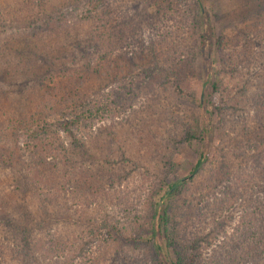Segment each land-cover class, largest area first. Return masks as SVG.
Instances as JSON below:
<instances>
[{
	"label": "trees",
	"instance_id": "trees-1",
	"mask_svg": "<svg viewBox=\"0 0 264 264\" xmlns=\"http://www.w3.org/2000/svg\"><path fill=\"white\" fill-rule=\"evenodd\" d=\"M38 1L22 18L0 0V264H104L110 247L129 252L116 264H264V0L233 23L206 0ZM144 97L152 127L123 133ZM132 178L149 192L125 209ZM94 200L83 242L61 240Z\"/></svg>",
	"mask_w": 264,
	"mask_h": 264
},
{
	"label": "rangeland",
	"instance_id": "rangeland-1",
	"mask_svg": "<svg viewBox=\"0 0 264 264\" xmlns=\"http://www.w3.org/2000/svg\"><path fill=\"white\" fill-rule=\"evenodd\" d=\"M2 2H5L8 5V8L10 9L9 13L11 16H20L22 18H31V17L39 16L38 14H36V12L39 9L38 5L41 4V6H43L44 4H46L48 6L46 1L39 2L38 0H2ZM204 3L206 7L209 9V11L211 13L217 14L221 20H224L225 22L227 21L233 23L234 20L230 16L233 14V12H235L237 8L240 7L241 2L240 0H206L204 1ZM99 14L100 13H98V11L94 12L92 15L93 19L97 18ZM75 24L77 25V23H70L69 28L71 29V27H74ZM91 24L92 21L84 22L80 24V27L83 30H89ZM172 24H175V21H171L170 25L172 26ZM206 26L207 25H205V27ZM239 78L240 76H238L235 73H232L230 74V76H225V84H227V86H234L237 82H239ZM151 97H149L148 99H146V97L141 99V101L137 103L131 111H128L127 114L125 113L122 118L121 117L117 118V120L114 121V125L118 122H121L122 125L120 126V129L125 134H129L131 132H138L137 130H141V131L149 130L152 127V122L146 113L147 111L146 109L147 106H149L152 102ZM153 118L156 119V117ZM206 123L208 124V126L212 128L210 133L214 134L211 137L212 138L211 143L210 144L208 143L207 146L209 149H211L213 153L215 150V146L218 144V140L216 138V131H214L212 127L213 124L212 121L206 119ZM197 146H199V144L194 145L193 147L190 146L185 149V154H184L185 162L182 161L183 168H187V166L189 165L188 164L189 161L190 163H195L197 159V155H196V151L198 148ZM15 168H17V166L14 168L12 167L7 168V172H9L11 177H14L13 171L15 170ZM4 172H5V168L0 166L1 177L4 176ZM120 188L123 189L122 190L123 192L129 191L131 193L130 201L133 204L130 203L129 201L130 204L125 206V209L131 205H136L137 201L142 200V198H144L146 194L149 192V191H144L143 189L138 187V181L134 180V178L124 183ZM80 207L81 206H78L76 208V211L75 210L71 211L73 217L76 216L78 217L79 221L77 223L70 224L68 222L62 221V222H58L54 226L55 229L54 231L58 237L61 236L60 238L61 240H66L70 242H75L80 240L79 243H82L83 238H81L82 234L80 232H81V224L83 225V223L80 224L79 222L80 221L82 222L84 218L89 217L88 215H90L91 217L95 214H98L99 212L101 213L100 216H102V211H104L101 207L99 208L96 207L95 200L87 209L84 207L82 210L79 211ZM80 215H81V219H80ZM102 235H105V232ZM102 252L103 253L99 254V257H104V259H107L104 262V264H116L119 260L122 261L125 260L126 255L129 254L128 250H123L120 251L119 254L113 255L115 250L114 248L111 247L102 250Z\"/></svg>",
	"mask_w": 264,
	"mask_h": 264
}]
</instances>
